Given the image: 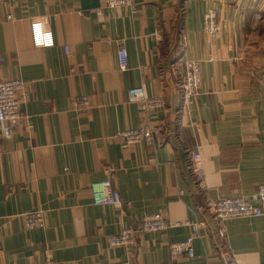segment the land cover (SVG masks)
<instances>
[{
  "label": "crops",
  "instance_id": "0c3cea01",
  "mask_svg": "<svg viewBox=\"0 0 264 264\" xmlns=\"http://www.w3.org/2000/svg\"><path fill=\"white\" fill-rule=\"evenodd\" d=\"M209 8L221 26L213 37L203 29ZM263 13L264 0H0V80L21 79L28 94L13 135H0V264H264V204L260 216L220 223L206 210L208 200L264 183ZM39 17L53 33L50 48L31 45ZM191 58L201 86L183 106L182 64ZM138 85L162 105L145 112L129 101ZM82 95L87 106L74 103ZM142 124L161 131L129 147L113 137ZM196 151L201 181L189 167ZM106 178L120 207L93 202L92 185ZM36 208L45 223L27 229L22 214ZM155 212L165 230L130 247L108 244ZM192 220L202 223L194 255L171 256Z\"/></svg>",
  "mask_w": 264,
  "mask_h": 264
},
{
  "label": "built area",
  "instance_id": "2783aa9c",
  "mask_svg": "<svg viewBox=\"0 0 264 264\" xmlns=\"http://www.w3.org/2000/svg\"><path fill=\"white\" fill-rule=\"evenodd\" d=\"M133 0H105L107 7L132 5ZM97 10V15H100ZM30 39L34 48H50L54 45L53 33L48 27L47 19L44 17L34 18L30 21ZM203 29L210 36H217L221 31L218 13L214 8H209L203 14ZM65 51H68L65 47ZM118 67L127 69V54L124 48H119L117 53ZM183 75L179 84L181 101L183 106L192 103L201 86V66L198 59H186L183 64ZM23 81L18 78L0 80V135L11 137L15 127L23 118L20 111L22 101L28 99V94L23 91ZM22 93V94H21ZM22 95V97L20 96ZM129 101H136L145 112H150L162 105L159 96H149L143 85L132 86L127 90ZM74 103L87 106L89 101L84 95L76 97ZM161 131L159 125L142 124L138 127H128L115 131L113 137L118 139L122 147H129L138 141L149 143L153 133ZM189 167L197 180L203 179L202 159L199 152H191L189 155ZM92 198L95 204H110L120 207L122 201L119 192L114 188L110 178L92 185ZM264 204V183L258 185L249 195H227L208 200L206 210L211 216L220 222L233 217L260 216ZM24 226L27 229L41 227L45 223V212L36 208L22 214ZM190 227L188 237L180 242L169 245L171 256L185 253L192 257L194 255L193 239L200 235L202 223L199 220L186 221ZM169 226L164 215L160 212L147 214L137 219L132 225L124 227L118 233L108 236L110 246H133L138 235L145 232L163 231ZM25 264H60L49 259H30ZM228 264H231L229 261Z\"/></svg>",
  "mask_w": 264,
  "mask_h": 264
},
{
  "label": "rangeland",
  "instance_id": "374dc122",
  "mask_svg": "<svg viewBox=\"0 0 264 264\" xmlns=\"http://www.w3.org/2000/svg\"><path fill=\"white\" fill-rule=\"evenodd\" d=\"M263 15H264V13H263ZM258 27H259V29H260L261 31H263V30H264V23H262V24L259 25Z\"/></svg>",
  "mask_w": 264,
  "mask_h": 264
}]
</instances>
